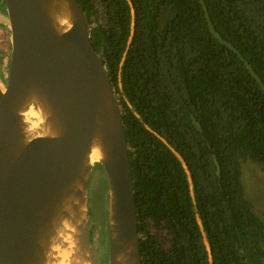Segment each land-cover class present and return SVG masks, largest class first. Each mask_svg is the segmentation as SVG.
<instances>
[{
    "label": "trees",
    "instance_id": "16d2710c",
    "mask_svg": "<svg viewBox=\"0 0 264 264\" xmlns=\"http://www.w3.org/2000/svg\"><path fill=\"white\" fill-rule=\"evenodd\" d=\"M124 120L142 264H264V0H79ZM90 210V209H89Z\"/></svg>",
    "mask_w": 264,
    "mask_h": 264
},
{
    "label": "water",
    "instance_id": "95a60500",
    "mask_svg": "<svg viewBox=\"0 0 264 264\" xmlns=\"http://www.w3.org/2000/svg\"><path fill=\"white\" fill-rule=\"evenodd\" d=\"M1 2L12 49L8 82H0V264H49L56 223L76 198L85 205V258L97 264L89 210L97 166L109 190L108 264H142L126 128L86 12L79 0ZM56 10L70 21L64 32ZM31 102L45 110L50 135L24 132L21 113ZM96 146L104 158L91 164Z\"/></svg>",
    "mask_w": 264,
    "mask_h": 264
},
{
    "label": "rangeland",
    "instance_id": "374dc122",
    "mask_svg": "<svg viewBox=\"0 0 264 264\" xmlns=\"http://www.w3.org/2000/svg\"><path fill=\"white\" fill-rule=\"evenodd\" d=\"M2 1V0H1ZM4 4L0 3V49L3 50V67H0V82L5 87L8 82L11 59V30L6 20ZM242 181L246 196L256 213L264 221V167L247 161L243 166ZM109 190L106 174L99 166L93 171L89 185L90 233L92 258L97 264H108V211Z\"/></svg>",
    "mask_w": 264,
    "mask_h": 264
},
{
    "label": "bare ground",
    "instance_id": "6f19581e",
    "mask_svg": "<svg viewBox=\"0 0 264 264\" xmlns=\"http://www.w3.org/2000/svg\"><path fill=\"white\" fill-rule=\"evenodd\" d=\"M57 27L64 32L71 26L65 12L55 11ZM64 15V16H62ZM24 132L27 136L50 135V126L47 114L41 107H36L31 102L21 113ZM104 153L99 146H96L91 154L90 163L101 161ZM72 205H68L65 212L68 216L62 217V222L56 223L52 246L49 252V264H88L85 258V249L82 248L83 230L81 223L85 215V205L82 199L76 198ZM121 261L126 260L123 256Z\"/></svg>",
    "mask_w": 264,
    "mask_h": 264
},
{
    "label": "flooded vegetation",
    "instance_id": "af4514ba",
    "mask_svg": "<svg viewBox=\"0 0 264 264\" xmlns=\"http://www.w3.org/2000/svg\"><path fill=\"white\" fill-rule=\"evenodd\" d=\"M0 3L2 4V2L0 1ZM3 53H5L3 50L0 49V67H3Z\"/></svg>",
    "mask_w": 264,
    "mask_h": 264
}]
</instances>
